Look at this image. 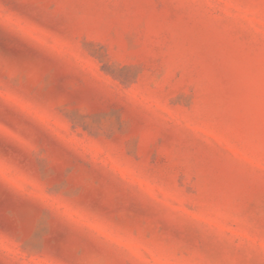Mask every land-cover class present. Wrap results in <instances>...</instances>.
<instances>
[{"label": "rangeland", "instance_id": "1", "mask_svg": "<svg viewBox=\"0 0 264 264\" xmlns=\"http://www.w3.org/2000/svg\"><path fill=\"white\" fill-rule=\"evenodd\" d=\"M0 264H264V0H0Z\"/></svg>", "mask_w": 264, "mask_h": 264}, {"label": "snow or ice", "instance_id": "2", "mask_svg": "<svg viewBox=\"0 0 264 264\" xmlns=\"http://www.w3.org/2000/svg\"><path fill=\"white\" fill-rule=\"evenodd\" d=\"M27 71L30 72V73H31V76H32V79H31V80H29L27 77H25V79H26V81H28L29 85H32V84H34V81H38V80H39L38 72L36 71L35 68H33V69H29V70H27ZM3 79H4L5 81H7V79H8L7 73H5V74L3 75ZM5 118H6V117H5ZM9 128H10V127H9ZM11 129H13V128H11ZM13 130L15 131L16 129H13ZM97 251H101V249L97 248Z\"/></svg>", "mask_w": 264, "mask_h": 264}]
</instances>
